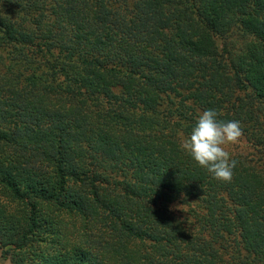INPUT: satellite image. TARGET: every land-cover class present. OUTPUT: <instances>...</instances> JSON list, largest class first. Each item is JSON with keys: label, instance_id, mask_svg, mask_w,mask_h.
Instances as JSON below:
<instances>
[{"label": "trees", "instance_id": "1", "mask_svg": "<svg viewBox=\"0 0 264 264\" xmlns=\"http://www.w3.org/2000/svg\"><path fill=\"white\" fill-rule=\"evenodd\" d=\"M208 109L230 183L179 148ZM48 217L60 264H264V0H0L1 226Z\"/></svg>", "mask_w": 264, "mask_h": 264}, {"label": "clouds", "instance_id": "2", "mask_svg": "<svg viewBox=\"0 0 264 264\" xmlns=\"http://www.w3.org/2000/svg\"><path fill=\"white\" fill-rule=\"evenodd\" d=\"M215 109L199 114L190 133L184 137L179 148L194 163L205 169L212 178L222 183H230L237 161L231 158L226 146L236 144L243 135L239 120H218Z\"/></svg>", "mask_w": 264, "mask_h": 264}, {"label": "rangeland", "instance_id": "3", "mask_svg": "<svg viewBox=\"0 0 264 264\" xmlns=\"http://www.w3.org/2000/svg\"><path fill=\"white\" fill-rule=\"evenodd\" d=\"M24 181V180H17ZM22 183V182H21ZM21 187V186H20ZM74 190L80 192L81 194L84 192V189L76 187ZM9 207H15L14 211L18 213V206L15 203L9 202ZM40 208L38 205L37 209ZM43 214V211H41ZM55 214L53 215L54 218ZM52 218V219H53ZM0 221V264H60V258L55 257V249L56 242L59 241V229H57V224L50 220L48 217V222L43 225V227L39 228V232L43 234L45 237V241L36 242L30 244L23 248H16L15 245H12L10 242V236L8 234L9 231L3 230V226ZM26 228V225L25 227ZM40 243V245H38ZM87 261L83 264H90L93 259L92 255L86 257Z\"/></svg>", "mask_w": 264, "mask_h": 264}]
</instances>
